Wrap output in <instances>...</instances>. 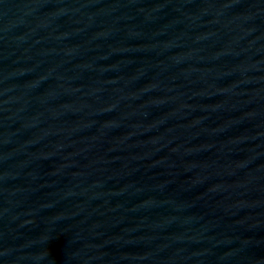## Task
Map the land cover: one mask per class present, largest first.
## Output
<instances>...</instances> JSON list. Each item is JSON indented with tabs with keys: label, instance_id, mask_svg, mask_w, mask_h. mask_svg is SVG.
<instances>
[{
	"label": "water",
	"instance_id": "water-1",
	"mask_svg": "<svg viewBox=\"0 0 264 264\" xmlns=\"http://www.w3.org/2000/svg\"><path fill=\"white\" fill-rule=\"evenodd\" d=\"M0 264H264V0H0Z\"/></svg>",
	"mask_w": 264,
	"mask_h": 264
}]
</instances>
